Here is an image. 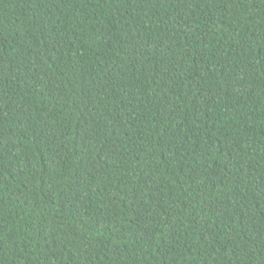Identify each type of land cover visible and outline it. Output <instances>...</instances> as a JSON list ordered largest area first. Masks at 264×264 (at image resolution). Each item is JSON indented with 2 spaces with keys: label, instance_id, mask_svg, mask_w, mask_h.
<instances>
[{
  "label": "trees",
  "instance_id": "16d2710c",
  "mask_svg": "<svg viewBox=\"0 0 264 264\" xmlns=\"http://www.w3.org/2000/svg\"><path fill=\"white\" fill-rule=\"evenodd\" d=\"M0 264H264V0H0Z\"/></svg>",
  "mask_w": 264,
  "mask_h": 264
}]
</instances>
